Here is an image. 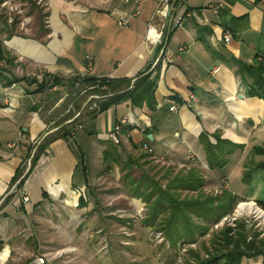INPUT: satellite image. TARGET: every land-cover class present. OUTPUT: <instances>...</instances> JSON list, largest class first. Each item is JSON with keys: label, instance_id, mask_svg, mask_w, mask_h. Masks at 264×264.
Masks as SVG:
<instances>
[{"label": "crops", "instance_id": "1", "mask_svg": "<svg viewBox=\"0 0 264 264\" xmlns=\"http://www.w3.org/2000/svg\"><path fill=\"white\" fill-rule=\"evenodd\" d=\"M44 2L49 32L34 44L37 48H29L30 42H24L20 50L23 57L59 78L132 80L148 72L156 79V111L133 107L129 101L113 105L95 118H87L86 127L91 134L72 130V142L62 138L52 140L46 153L31 168L30 159L40 141L49 140L76 120L73 117L58 127L53 126L78 99L75 96L65 103L57 86L37 94L36 85H32L36 87L31 92L29 87L18 91L13 88L15 85H1L0 206L8 205L6 209L10 213L19 206V210L27 211L20 200L22 193L29 198L30 206L40 205L49 197L59 200L63 195L68 205L72 193L76 197L73 207H76L77 195L81 196L85 188L75 152L77 147L84 154L90 180L94 160L98 158L103 168L110 159L104 161L105 151H110L108 148L112 145L109 135L117 123L125 119L127 122L120 133L121 146L116 148L119 155L111 152L112 159L113 156L119 159L113 165L122 163L133 153H148L143 149V145H147L152 150L151 158L165 159L168 165L200 166L205 180L209 181L204 191L210 187L220 188L231 192L237 203L248 201L256 206L264 203V172L256 171L248 183L243 181L247 156L253 147L264 144V99L250 97L253 79L246 71V67L256 61L264 63V0H184L174 14L189 10L198 15L184 19L171 29L165 55L154 68L153 63L160 53L150 60L153 46L146 41V36L148 24H158L156 11L160 0H132L129 4L116 0ZM211 3L223 4L217 15L206 10ZM115 10L129 16L126 27L117 24L118 17L112 14ZM135 12L138 14L132 17ZM227 32L231 35L230 43L223 40ZM180 47L186 50L179 52ZM45 51L47 55L43 54ZM57 91L59 94L50 97ZM91 101L94 100L87 99L79 111L88 105H92L90 109L97 106V100ZM46 103L50 104V109ZM173 106L176 109L170 112ZM202 133H208L212 144H216L212 135L218 133L228 147L233 144L244 148L235 149L227 157L224 168L210 170L205 149L199 141ZM149 135L152 139L147 142ZM134 144L142 147L134 149ZM254 160L258 162L262 157L255 156ZM19 181H22L20 187L13 191L12 187ZM257 219L260 230L264 224ZM5 230L0 223L1 236ZM7 254L6 249L0 251V264ZM242 264H264V255L244 258Z\"/></svg>", "mask_w": 264, "mask_h": 264}, {"label": "rangeland", "instance_id": "2", "mask_svg": "<svg viewBox=\"0 0 264 264\" xmlns=\"http://www.w3.org/2000/svg\"><path fill=\"white\" fill-rule=\"evenodd\" d=\"M45 13L47 10L44 1L0 0V44L3 51L16 58L15 66L0 62V68L5 69L7 75L15 76L17 79L22 77L42 79L45 69L30 58L23 57L20 50L23 43H27L26 41L30 42L29 48H37L40 38L48 34L49 27ZM43 54L47 55L46 51ZM34 55L37 56V52H34ZM75 77L60 78L61 82L57 90L60 91V96L66 99L65 103L70 102V99L77 94L70 87ZM22 87L25 89L29 87L31 92L36 86L19 82L13 88L21 91ZM91 96L97 95H88L86 90L82 91L73 108H70L68 113L63 112L64 114L58 117L53 126L58 127L81 113L75 121L64 127L74 132L91 133L90 128L86 127V121L91 117V112L98 109V105L91 109L88 105L82 110L83 112L76 109L87 99L90 100ZM92 100L96 101L95 98ZM49 106L50 104L46 103L48 109ZM44 140L45 138L40 143ZM69 141H73L71 137ZM112 145L117 148L121 143L116 145L112 142ZM108 149L113 151L111 148ZM140 153H133L129 157L138 164V167H132L128 171L130 179L139 180L143 172H148L157 180L162 179L166 171L177 172L189 168L168 165L165 159L142 157L143 153ZM115 159L113 157V160ZM94 161L92 177L89 180L90 186L88 189L84 186V193H81L87 202L86 207L79 205L81 198L79 194L78 205L71 208L65 203V195L59 200L49 197L40 205L30 206L29 198L27 200V196L23 193L20 195V200L27 206V211L19 210V206L16 207L15 212L10 213L6 209L8 205L0 206V223L6 228L4 235H0V251L8 250V257L3 264H186L185 254L188 249H201L203 242H206V246L210 248L214 237L212 234H217L225 225L234 227L237 220L245 222L249 236L260 233V239H264V230H258L255 222L260 218L261 223L264 224V218L258 215L260 211L250 202L241 201L235 205L233 213L228 214L221 221L206 223L210 230L204 237H197L196 242L181 245L179 250H175L160 230H155L143 222L148 207L145 202L131 194V181L127 179L122 163L113 165V162L108 160L102 168L98 158ZM107 168L112 169L110 173L105 172ZM206 182L208 184L209 181L205 180L204 186ZM165 184L163 180L161 186L164 187ZM223 191L220 188L214 190L210 187L204 192L218 197ZM184 194L182 193L181 198ZM242 203L244 207L239 206ZM244 211L250 217L239 218L232 222L231 219L236 216L235 214ZM247 220L250 221L251 227L246 223ZM157 236L162 237V241ZM200 251L202 256L205 255L203 249Z\"/></svg>", "mask_w": 264, "mask_h": 264}, {"label": "trees", "instance_id": "3", "mask_svg": "<svg viewBox=\"0 0 264 264\" xmlns=\"http://www.w3.org/2000/svg\"><path fill=\"white\" fill-rule=\"evenodd\" d=\"M48 17V13H45ZM15 57L10 56L3 51L0 44V62L10 66H15ZM246 71L253 79L250 97L264 99V63L256 61L253 65L247 66ZM5 69L0 68V83L3 87H11L19 82H27L29 85H36V93H43L47 89L60 85L61 79L44 71L42 79L22 77L17 79L15 76L6 74ZM134 81V82H133ZM77 86V87H76ZM75 91V99H79L82 91L86 90L88 95H97L101 100H97L98 109L91 112V117L107 111L111 106L129 101L133 107H146L150 112L156 111L155 89L156 79L151 78V74L146 72L138 78L129 79H114V78H95V77H80L76 76L73 79V84L70 85ZM89 90H88V89ZM59 94V91L50 95L53 97ZM94 102V101H91ZM68 104L66 105V107ZM81 106H77L79 111ZM92 106V105H90ZM70 129L62 127L60 132H57L49 140L45 139L37 147V150L31 159V168L37 162L42 154H45V149L48 144L57 138L66 139L68 142L72 136ZM91 134V133H88ZM216 144L209 141L208 133H202L199 141L203 145L206 152V161L210 170L222 169L227 165V157L231 155L235 149H243L241 145H231L220 138L218 133L212 135ZM149 142V139L146 138ZM134 149L141 148L142 145H133ZM80 148V147H79ZM113 151H105L104 161L109 158L112 162L119 160L112 159V153L116 152V147H111ZM78 151V152H77ZM76 154L79 160V166L83 173L84 184L86 189L89 188V180L87 179V168L84 164V154L77 147ZM150 156L149 153L142 154V157ZM255 156H261L262 160L256 162ZM114 157V156H113ZM123 168L127 171V179L131 181V194L145 202L148 209L144 219L145 225L160 230L163 233L170 246L179 250V247L184 244L196 242V238L204 237L210 230L206 223H217L228 214H232L234 207L237 204V198L229 191L224 190L218 197L211 196L204 192L205 179L200 166H192L188 169L184 168L180 171H166L161 179H155L148 172H143L139 180L130 179L128 171L132 167H138L136 162L129 158L122 162ZM244 166L245 183L250 181L252 174L256 171L264 172V144L255 146L247 156ZM111 169L107 168L106 173ZM124 175V179H125ZM165 181L164 187L161 182ZM16 181V178L13 182ZM22 181L19 182L20 187ZM182 193H185L181 198ZM43 196L46 197V194ZM79 205L87 206L85 198L81 196ZM258 206L264 210V203H259ZM260 233L248 235L244 221H235V226L230 227L225 225L217 234L213 233L214 237L211 241V247L206 246V242L201 243V249L205 255H201V249H188L185 254L186 264H242L244 258H252L264 255V239L259 237ZM1 249V247H0Z\"/></svg>", "mask_w": 264, "mask_h": 264}, {"label": "built area", "instance_id": "4", "mask_svg": "<svg viewBox=\"0 0 264 264\" xmlns=\"http://www.w3.org/2000/svg\"><path fill=\"white\" fill-rule=\"evenodd\" d=\"M41 2H43L44 0H39ZM119 3L122 4H129L132 0H116ZM139 0H136V2H138ZM184 0H160L159 2V9H157L156 11V17L158 18V25L155 26L152 24V22H150L148 24V29H147V36H146V41H149V36H150V32L155 29V31L158 33V39L157 41L154 43V45L159 44L160 45V49H159V57L156 59V61L154 62V65L152 66V68H154V66L158 63V61L165 55V46L167 43V37L169 32L171 31V29L173 27L179 26L180 23L184 20V19H190V18H196L197 17V12L196 11H186L185 13H182L181 15H177L174 14L175 9L177 8V6L179 7ZM223 7L222 3H211L206 7V10L210 11L212 14L217 15L220 11V9ZM114 16L118 17L117 19V24L121 27H126L128 22H129V16H123L120 15L118 10L113 11L112 13ZM136 14H138V12H135L133 16H136ZM223 40L225 43H230L231 42V35L227 32L224 37ZM152 45V46H154ZM186 50V47H180L179 48V52H184ZM217 71V70H215ZM214 71V72H215ZM134 82V81H133ZM95 98L96 100H101L102 98L96 96V97H92L90 99ZM176 107H170L169 110L170 112L175 111ZM80 114H77V116ZM75 116V118L77 117ZM128 121H131V118L128 117ZM125 122H127V119L125 120H120L117 125L115 126V128L113 129V131L110 133L109 138L110 140L114 143V144H120V133H121V129H122V125L125 124ZM54 129L51 131L53 132ZM143 149L145 151H147L149 154L152 153V150L147 146V145H143ZM20 182V181H19ZM19 182H17L13 187L12 190L15 191ZM28 200V198H27ZM240 205V204H239ZM253 206H255L256 208H258V210L260 211V213L258 214L259 216L264 218V210H262L261 208H259L258 206H256L255 204H252ZM241 212L240 214H236V216L234 218H232V222L236 219L239 218H243V217H250L247 212L245 213ZM250 219V218H249ZM225 220V219H224ZM246 223L248 224L249 227H251V223L249 220L246 221ZM259 227V225H257ZM260 230H264V226L262 228H260ZM264 234V233H263ZM158 239H160V241H162V237L157 236Z\"/></svg>", "mask_w": 264, "mask_h": 264}, {"label": "bare ground", "instance_id": "5", "mask_svg": "<svg viewBox=\"0 0 264 264\" xmlns=\"http://www.w3.org/2000/svg\"><path fill=\"white\" fill-rule=\"evenodd\" d=\"M158 25V24H157ZM157 39H158V33L155 31V29H153L151 32H150V36H149V41H148V43H149V45H154V43L157 41ZM37 131V130H36ZM68 205H71L72 207L73 206H75L76 204V197L72 194V193H70L69 194V197H68ZM244 203H242V204H240L241 205V207H244L245 205H243ZM246 205H247V203H245ZM239 205V206H240ZM238 206V208H240ZM240 210V209H239Z\"/></svg>", "mask_w": 264, "mask_h": 264}, {"label": "water", "instance_id": "6", "mask_svg": "<svg viewBox=\"0 0 264 264\" xmlns=\"http://www.w3.org/2000/svg\"><path fill=\"white\" fill-rule=\"evenodd\" d=\"M159 49H160V45L159 44H156V45L153 46V49H152V52H151V59H150L151 61L154 60V57H155L156 53L159 52ZM148 139H152V136L149 135Z\"/></svg>", "mask_w": 264, "mask_h": 264}]
</instances>
